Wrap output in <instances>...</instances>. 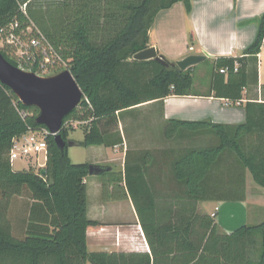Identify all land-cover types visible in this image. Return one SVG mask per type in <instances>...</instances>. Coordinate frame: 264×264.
<instances>
[{
  "label": "trees",
  "instance_id": "trees-1",
  "mask_svg": "<svg viewBox=\"0 0 264 264\" xmlns=\"http://www.w3.org/2000/svg\"><path fill=\"white\" fill-rule=\"evenodd\" d=\"M176 3L183 4L186 14L191 12V0H47L45 4L0 0V29L12 22L22 27L32 22L81 89L80 104L63 121L88 122L84 137L79 143L69 141V130L61 129L64 141L82 147H122L118 130L122 115L149 101L190 95L192 68L180 71L165 58L168 66L133 60L149 47V31L157 15ZM22 5L26 15L20 11ZM255 21V39L242 57H220L213 63L214 75L222 82L213 86L218 97L240 100L242 89L252 77L256 80V69L249 74L246 63L257 64L264 13ZM0 54L17 67L7 51ZM14 103L33 115L22 120ZM242 107L245 121L237 125L167 121L166 140L191 144L166 149L167 156L174 157L167 158L169 194L160 200H155L144 179L149 152L133 155L126 149L119 173L101 166L102 196L131 198L149 253L88 252L86 231L95 225L86 216L90 164H72L67 147L60 151L48 137L44 174L15 171L9 161L12 140L27 126H43L35 123L36 108L24 107L0 84V264H264V220L220 234L213 217L197 213L200 203L243 201L246 172L264 190V102L247 101ZM198 136L214 138L215 144L192 145ZM227 163L238 178H221ZM17 198L24 200L23 207L19 217L12 218L11 204Z\"/></svg>",
  "mask_w": 264,
  "mask_h": 264
},
{
  "label": "crops",
  "instance_id": "crops-1",
  "mask_svg": "<svg viewBox=\"0 0 264 264\" xmlns=\"http://www.w3.org/2000/svg\"><path fill=\"white\" fill-rule=\"evenodd\" d=\"M191 7L189 14L185 13L182 3H176L170 9L161 11L149 31V47L156 48L170 63L190 55L206 57L204 61L191 67L193 84L190 95L168 96L161 101H149L141 104L137 110L146 109L147 118L161 122L176 119L222 125L242 124L245 121L242 106L247 101L264 102V40L257 55V64L246 63L248 73L255 72L256 69L257 76L255 81L252 77L251 82L242 89L240 100L233 101L215 95L214 83L222 85L220 76L214 75L217 70L213 69L207 74L199 66L209 61L213 67L214 61L220 57H242L244 50L255 39V20L264 13V0H191ZM225 81L226 78L223 83ZM118 130L123 138L122 147L100 146L104 148V152L111 149L113 156H107L101 151V157L92 159L88 164H96L119 173L123 170V164L117 169L111 163L118 160L117 157L124 156L126 149L134 153L149 152L154 155L155 160L146 162L144 179L154 193L155 200L167 196L170 162L167 160L166 149L149 142L147 146L140 145L138 139L145 136L143 132H136L128 140L122 122L118 123ZM212 144H215L214 138L196 137V147ZM246 181L243 201L204 202L198 205L204 214H215L213 218L218 233L230 234L241 226H252L250 221L259 224L264 220L262 193L248 177ZM94 183L96 192L92 205L88 203L87 193L86 216L95 223L86 231L88 252L149 253L148 241L131 198L127 196L120 200L104 199L101 192L102 180L98 179ZM210 204H213V209L209 210ZM259 209H263L262 212L256 211Z\"/></svg>",
  "mask_w": 264,
  "mask_h": 264
},
{
  "label": "water",
  "instance_id": "water-1",
  "mask_svg": "<svg viewBox=\"0 0 264 264\" xmlns=\"http://www.w3.org/2000/svg\"><path fill=\"white\" fill-rule=\"evenodd\" d=\"M205 58L202 55H190L175 63H169V66L186 71L204 61ZM133 60H155L168 66L164 62V57L154 47H148L136 53ZM0 84L7 87L21 105L38 110L35 123L45 127L53 135L54 143L60 151H64L65 147L73 146L72 142L62 139L60 129L65 117L80 104L83 94L69 71L64 70L51 77H38L14 67L0 54ZM104 171L96 165L88 166L90 176H98ZM44 172V170L41 171L42 174Z\"/></svg>",
  "mask_w": 264,
  "mask_h": 264
},
{
  "label": "built area",
  "instance_id": "built-area-1",
  "mask_svg": "<svg viewBox=\"0 0 264 264\" xmlns=\"http://www.w3.org/2000/svg\"><path fill=\"white\" fill-rule=\"evenodd\" d=\"M20 11L26 15L25 5L20 7ZM0 47L9 48L13 51V58L17 63V68L28 73H33L38 77H51L59 74L65 69L58 53L53 49L45 36L32 23L28 22L22 27L18 22H12L0 29ZM191 51L192 48H189ZM63 67V68H61ZM237 64L234 66L236 70ZM61 68V70H60ZM220 70V73H224ZM16 107V104L14 103ZM17 113L22 120H27L32 115L24 109H17ZM85 121L67 120L63 121L61 129L74 128L79 125H86ZM60 129V131H61ZM53 137L45 127L32 128L27 126L24 134L12 140L9 151V161L11 165L15 161H23L27 166L25 169H32V165L37 167V172L44 170L47 159V138ZM43 156V162L39 158ZM215 214H211L214 217Z\"/></svg>",
  "mask_w": 264,
  "mask_h": 264
},
{
  "label": "rangeland",
  "instance_id": "rangeland-1",
  "mask_svg": "<svg viewBox=\"0 0 264 264\" xmlns=\"http://www.w3.org/2000/svg\"><path fill=\"white\" fill-rule=\"evenodd\" d=\"M47 0H41V3H46ZM189 46H191V44H189ZM0 50L3 51H7V53H9L10 56H13L14 53L12 50H10L9 48H2L0 47ZM192 53V52H190ZM170 63V62H169ZM63 68V67H61ZM60 68V70H61ZM199 68L203 69L202 72H206L207 74H210L213 71V67L211 65V63L208 61H206L205 63H202ZM64 71V70H62ZM195 77H196V73H195ZM30 114L33 115V111H30ZM148 110L146 109H138L129 113H126L124 115H122V125L124 127V132L125 135L127 137L128 140H130V138L132 137L131 135L136 134V132H143L145 133L144 137L138 139V143L142 146H147L149 143L151 145H154L158 148L163 147L165 149H170V147L174 148V147H178L181 146L182 144L185 145H189L191 143L189 142H182L181 143H174L173 141H168L165 139L164 137V130L167 127V122H161L159 120H154L151 118H147L148 116ZM84 125H79L73 128V130H70L69 128H67L68 131V140L69 141H74L76 143H79L83 140L84 137ZM134 137V136H133ZM149 142V143H148ZM185 145L183 147H185ZM192 145L196 146V138L193 139ZM129 148V147H128ZM102 152H104V148L100 147L98 145H94V146H87V147H82L80 145H73L71 147H67L66 149V154L67 157L69 159V161L72 164H85V163H89L92 159L95 158H99L102 155ZM107 156H113V151L111 149L105 150L104 152ZM138 153H134L133 155H136ZM152 160H155L154 155H150ZM174 157V156H172ZM172 157H168L167 158L171 161ZM119 158V159H118ZM118 160L113 161L111 164L115 165V168L120 169V166H122L123 164V160H124V156H119L117 157ZM39 162L42 163L43 162V156H41L39 158ZM224 164V163H223ZM91 165H96V164H91ZM228 163L226 165H224L222 168H224V172L222 173V179L226 180V178H238L237 174L235 175L233 166H228ZM28 165H26L23 161H15L12 165L13 169L15 171H20L23 170L25 168H27ZM33 167L32 170H34L35 172H37V167L32 165ZM99 166V165H96ZM101 167V166H100ZM229 169V170H228ZM247 177L251 180L249 174L246 172L245 173V185L247 183L246 179ZM101 179L99 176H89L86 180V184H87V193H88V203L90 205L93 204V197H94V193L96 192V187H95V183L96 180ZM110 185V184H109ZM107 185V186H109ZM253 186V185H252ZM255 186V185H254ZM110 188V186H109ZM261 193H262V201L264 202V190H262L259 187H256ZM23 202L24 200L22 198H17L15 201L12 202L11 204V211H10V216L12 218H17V216L19 217V214L22 210L23 207ZM125 206V205H124ZM91 207V206H90ZM208 209H213V204H210ZM199 207H197V213L203 215L204 213L202 212V210H199ZM263 209H259L256 211H261L262 212ZM255 212V211H254ZM12 221V219H11ZM250 224L252 225H257L256 222L254 221H250Z\"/></svg>",
  "mask_w": 264,
  "mask_h": 264
}]
</instances>
